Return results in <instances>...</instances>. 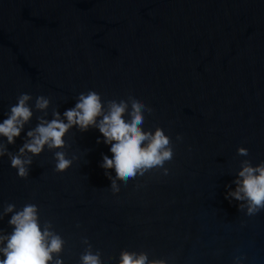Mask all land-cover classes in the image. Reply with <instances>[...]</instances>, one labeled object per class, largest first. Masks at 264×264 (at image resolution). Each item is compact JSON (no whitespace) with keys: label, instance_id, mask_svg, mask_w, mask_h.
Returning <instances> with one entry per match:
<instances>
[{"label":"water","instance_id":"95a60500","mask_svg":"<svg viewBox=\"0 0 264 264\" xmlns=\"http://www.w3.org/2000/svg\"><path fill=\"white\" fill-rule=\"evenodd\" d=\"M90 89L154 109L144 127L172 138L169 175L152 170L112 192L102 134L74 128L66 151L79 159L64 173L47 150L27 179L0 159V210L37 204L66 241L65 264H79L84 237L110 264L121 250L174 264H232L244 253L264 264V212L247 217L224 198L242 160L264 161V0H0V121L21 93L33 105L50 98V119Z\"/></svg>","mask_w":264,"mask_h":264},{"label":"clouds","instance_id":"9594fccd","mask_svg":"<svg viewBox=\"0 0 264 264\" xmlns=\"http://www.w3.org/2000/svg\"><path fill=\"white\" fill-rule=\"evenodd\" d=\"M33 97L21 93L17 102L5 112L0 121V159L7 156L10 166L21 179L30 174L34 157L45 150L53 153L54 171L64 173L72 167L79 157L69 158L66 135L74 128L81 133L89 129H98L101 137L97 144L109 147V154H102L100 167L110 180V190L118 192L121 184L144 176L152 170H160L169 175L167 162L172 161L175 152L172 138L163 128L144 127L145 116L152 115L154 109L142 99L129 93L127 97L104 100L95 90L81 92L73 107L62 114L53 109L49 119L48 109L51 100L43 95ZM40 112L37 124L29 128L23 136V144L18 151H10L9 145H15L17 138L25 133L34 113ZM183 136L176 135L177 142H183ZM237 154L248 156V149L239 147ZM114 170L115 175L112 171ZM234 185V187H233ZM224 198L237 207L247 217L264 212V161L258 164L244 159L234 175V179L225 186ZM5 217L8 228H0V264H65L62 257L65 239L55 230L53 223L41 221L39 206L26 203L17 208L14 203H5L0 210V221ZM77 227H80L77 224ZM84 250L80 253L79 264H110L112 257H102L99 249H93L87 237L82 239ZM219 252V250H218ZM244 253L234 255L232 264H246ZM118 264H174L171 258L150 259L145 251L121 250Z\"/></svg>","mask_w":264,"mask_h":264}]
</instances>
